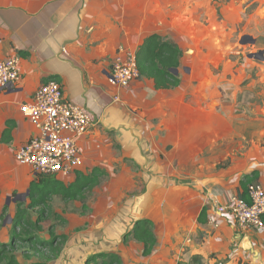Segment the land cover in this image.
Returning <instances> with one entry per match:
<instances>
[{
	"label": "rangeland",
	"instance_id": "obj_1",
	"mask_svg": "<svg viewBox=\"0 0 264 264\" xmlns=\"http://www.w3.org/2000/svg\"><path fill=\"white\" fill-rule=\"evenodd\" d=\"M121 1L128 26L143 20L146 32L160 34L183 49L177 75L184 83L173 89L174 111L166 107L159 111L152 97L142 101L131 93L132 84L124 89L133 100L128 107L140 115L138 123L148 130L149 142L154 138L150 130L159 134L161 144L154 146L160 175L151 176L150 156L149 166L139 165L123 152L113 132L101 130L93 140L92 161L59 178L72 184L78 172L101 170L105 175L93 189H86L83 198L68 201L53 196L52 208L64 221L51 216L45 229L54 226L58 235L66 237L63 254L72 247L81 249L82 258L115 253L123 264H264V239L256 235L264 231H254L251 245L248 241L242 245L250 230L240 229L231 216L216 215L211 224L219 234L199 249L201 242L192 235L191 225L204 203V194L195 193L191 186L196 165L205 173H215L227 166L241 169L247 161L250 171L264 174V0ZM245 36L256 43H244ZM121 47L127 46L121 45L118 53ZM4 103L0 105V131L1 124L13 115L8 107L19 110L21 104L11 98ZM182 130H191L187 141H183L188 135ZM198 130H212L202 146L197 143L203 137ZM39 175L15 159L13 145L0 142L1 242L10 241L17 203L26 208L30 202L29 196L23 202L13 200L26 196ZM130 207L135 215H128ZM141 216L160 227V241L149 257L142 255L141 244L132 237L124 240L134 218ZM17 255L21 264L28 263L22 251ZM59 258L48 264H85L72 257L65 259V255V260Z\"/></svg>",
	"mask_w": 264,
	"mask_h": 264
},
{
	"label": "crops",
	"instance_id": "obj_2",
	"mask_svg": "<svg viewBox=\"0 0 264 264\" xmlns=\"http://www.w3.org/2000/svg\"><path fill=\"white\" fill-rule=\"evenodd\" d=\"M125 16L126 6L122 5L121 0H0V60L19 57L22 69L21 83L14 91L0 90V105H5L6 98L22 104L30 100L42 85L56 80L62 86L65 99L88 112L95 120L92 130L79 140L82 155L84 160L86 159L85 165L92 161L93 140L100 136L101 130H108L113 132L123 152L135 159L139 165L149 166L147 164L150 163V156L151 176L158 177L160 162L156 160L155 146L161 144L159 134L150 130L154 137L151 144L148 130H144L143 125L138 123L140 115L133 113L128 107V104L133 102L129 98L130 92L118 91L108 82L112 61L118 53V48L125 45L137 52L144 40L153 35L144 30L143 20H140L137 26H128ZM21 53L25 55L22 56ZM180 82L184 83L183 80ZM131 89V93L137 94L144 102L152 97L151 101L159 111L166 107L172 112L176 107L177 98L173 96V89L156 90L153 80L140 77L132 83ZM116 96L120 101H117ZM8 111L13 115H9L1 124L0 139L7 128L6 123L13 120L16 127L12 132L11 145L15 147L16 152L29 143L38 132L23 117L20 108L16 110L15 107L9 106ZM167 131L169 133L171 130ZM182 131L188 135L183 139L187 141L191 130ZM192 131L197 133V130ZM232 131L235 135L236 131ZM211 132L212 130H198V134L203 137L199 136L197 143L202 146ZM246 162L241 169L235 170V166H227L215 173L211 172L212 170L205 173L202 167L196 165L191 186L196 190L195 193L204 194V203L196 210L191 225L194 226L192 235L201 242L199 249H203L206 243L219 234L213 232L214 227L211 224L218 215L215 211V201L226 204L232 197L241 196L244 175L256 177L252 184L264 186V174L250 171L249 162ZM204 208L207 209V223L199 224L198 218ZM135 214L136 211L132 212V209L128 212V215ZM142 219L149 217L141 216L133 221L136 223ZM133 221L127 233L132 231L135 225ZM154 223L159 242L160 227ZM254 231L257 230L247 232L242 245L245 241L251 245V240L255 238ZM256 235L260 240L264 239L263 232ZM156 249L157 247L154 251ZM67 253H62L59 261L68 259V256L74 261L79 259L85 263L90 257L87 255L82 258L81 249L72 250V247ZM201 253L206 257L205 253Z\"/></svg>",
	"mask_w": 264,
	"mask_h": 264
},
{
	"label": "built area",
	"instance_id": "obj_3",
	"mask_svg": "<svg viewBox=\"0 0 264 264\" xmlns=\"http://www.w3.org/2000/svg\"><path fill=\"white\" fill-rule=\"evenodd\" d=\"M140 78L137 53L121 47L114 58L108 77L115 89L124 90ZM22 80L19 57L0 60V90L14 91ZM117 101L119 97L116 98ZM20 112L37 134L15 152V159L35 174L68 176L85 166L79 140L95 125L82 108L65 99L62 86L50 80L21 104ZM248 199L234 196L226 204L215 201L219 216H231L242 230H264V186L250 184Z\"/></svg>",
	"mask_w": 264,
	"mask_h": 264
},
{
	"label": "trees",
	"instance_id": "obj_4",
	"mask_svg": "<svg viewBox=\"0 0 264 264\" xmlns=\"http://www.w3.org/2000/svg\"><path fill=\"white\" fill-rule=\"evenodd\" d=\"M21 55L24 56L25 53ZM182 57L183 49L176 42L158 34L150 35L137 51L140 77L153 80L156 90L178 88L181 82L174 71L181 67ZM6 125L7 128L0 142L11 144L12 132L16 124L13 120H9ZM103 175L105 173L101 170H94L91 174L78 172L72 184H66L57 175H39L40 177L30 186L28 206L24 208L25 204L17 203L10 241H0V264H21L17 255L19 251H22L28 262L25 264H48L59 258L62 255L66 237L58 235L54 226L46 230L44 224L51 216L62 221L64 218L53 210L50 201L57 195L68 201L83 198L86 189H93L99 177ZM255 178L248 176L241 182V198L248 199V186L255 181ZM198 223H207L206 208L202 210ZM156 229L152 220L142 219L135 223L131 232L124 235V240L132 237L142 245V255L149 257L158 243ZM46 231L48 235L45 234ZM85 264H123V262L118 254L98 253L91 256Z\"/></svg>",
	"mask_w": 264,
	"mask_h": 264
},
{
	"label": "water",
	"instance_id": "obj_5",
	"mask_svg": "<svg viewBox=\"0 0 264 264\" xmlns=\"http://www.w3.org/2000/svg\"><path fill=\"white\" fill-rule=\"evenodd\" d=\"M246 42H250L252 44H255L256 43V40L254 38L250 37V36H245L244 37V43H246ZM174 72H175V74H178V70H175ZM29 193L30 192L28 190V192L26 193V196H24L22 199H19V197H18L16 199H14L13 201L14 202H17L18 200H21L23 202L27 198V196H29ZM8 201H10V198H9Z\"/></svg>",
	"mask_w": 264,
	"mask_h": 264
}]
</instances>
